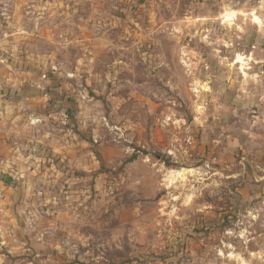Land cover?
<instances>
[{
    "label": "rangeland",
    "instance_id": "rangeland-1",
    "mask_svg": "<svg viewBox=\"0 0 264 264\" xmlns=\"http://www.w3.org/2000/svg\"><path fill=\"white\" fill-rule=\"evenodd\" d=\"M29 80L23 145L81 150L36 186L51 246L4 264H264V0H0L2 99Z\"/></svg>",
    "mask_w": 264,
    "mask_h": 264
},
{
    "label": "crops",
    "instance_id": "crops-1",
    "mask_svg": "<svg viewBox=\"0 0 264 264\" xmlns=\"http://www.w3.org/2000/svg\"><path fill=\"white\" fill-rule=\"evenodd\" d=\"M32 71L30 69V76H34ZM7 80L10 83V80L13 79L7 78ZM30 80L25 81L26 85L22 81L20 83L9 84L15 91L18 90L17 99L13 103L11 101H4L0 93V264H4L8 254L11 255V253L17 252L20 249L28 252L32 251L33 253V248L38 250L41 247L51 246L47 238L39 240V233L51 228L48 226L49 213H47L48 211H43L42 214L37 213L36 205L45 206L46 208L49 207L48 204L52 201L49 200L47 192L44 189H36V186L38 181L42 179H45L43 182H47L52 187L57 186L56 181L52 180L51 175L59 176L54 173H59L65 168L68 156L75 155L77 151L81 150L75 147L76 143L73 142L67 146L66 144L63 145L60 144L61 142H57V144H52H56L54 148H49L47 151L40 153L35 151L37 149L30 148L28 142L26 145H23L27 139L28 141L32 139L30 142L33 144L36 137L18 130V126L21 124V118L17 116L18 113L22 110H27L29 113V122L23 127L33 128L35 125V127L44 128L48 116L45 109L50 105V99L47 97L48 94L43 91L40 84L33 86ZM253 88L251 91H253L254 102L250 106V109L253 112V126L255 128L251 136L255 144L261 145L264 140V99L262 100V97L258 96L259 88ZM17 104L19 105L16 108ZM34 119L39 121L37 124L41 122L39 125L42 126L33 125ZM74 135L69 138L74 141L78 140L77 135ZM66 138L62 135L59 140L63 142ZM261 153L264 154V151ZM255 155H259L258 150L255 152ZM262 165L264 166V161ZM255 167H259L258 163L255 164ZM44 172H46V175L43 174ZM3 175L8 182L3 180ZM255 175L256 183H260L258 174L256 173ZM261 178V181H263L264 177ZM30 219H33V224H29ZM54 232L56 233L55 230ZM56 242H52V245L59 247V244ZM3 251H6L8 254H3Z\"/></svg>",
    "mask_w": 264,
    "mask_h": 264
},
{
    "label": "bare ground",
    "instance_id": "bare-ground-1",
    "mask_svg": "<svg viewBox=\"0 0 264 264\" xmlns=\"http://www.w3.org/2000/svg\"><path fill=\"white\" fill-rule=\"evenodd\" d=\"M234 14V13H233ZM231 14V15H233ZM258 21H259V18H256ZM188 173V172H187ZM185 175H186V171H179V172H176V178H179L180 179H185ZM175 180V179H174Z\"/></svg>",
    "mask_w": 264,
    "mask_h": 264
},
{
    "label": "trees",
    "instance_id": "trees-1",
    "mask_svg": "<svg viewBox=\"0 0 264 264\" xmlns=\"http://www.w3.org/2000/svg\"><path fill=\"white\" fill-rule=\"evenodd\" d=\"M3 180H5L6 182H8V180L6 178L4 179V177H3Z\"/></svg>",
    "mask_w": 264,
    "mask_h": 264
},
{
    "label": "flooded vegetation",
    "instance_id": "flooded-vegetation-1",
    "mask_svg": "<svg viewBox=\"0 0 264 264\" xmlns=\"http://www.w3.org/2000/svg\"><path fill=\"white\" fill-rule=\"evenodd\" d=\"M236 62H238V61L236 60Z\"/></svg>",
    "mask_w": 264,
    "mask_h": 264
}]
</instances>
